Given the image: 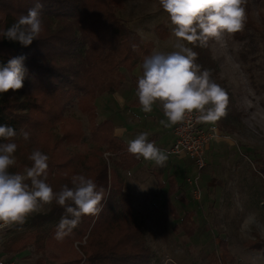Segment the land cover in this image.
<instances>
[{
  "label": "rangeland",
  "instance_id": "374dc122",
  "mask_svg": "<svg viewBox=\"0 0 264 264\" xmlns=\"http://www.w3.org/2000/svg\"><path fill=\"white\" fill-rule=\"evenodd\" d=\"M122 1L123 6L117 10V14L144 39L153 41L155 47L152 54L175 50L173 45L176 38L172 35V25L159 0ZM251 1V15L261 25L264 0ZM51 18L54 21L47 17L44 24L49 33L57 34L61 21L53 16ZM76 32L79 34V30ZM241 32L242 36H238ZM262 41L258 32L243 27L238 34L225 36L223 42L210 39L202 48V61L198 62L196 58V63L203 66L201 70H209L211 79L226 91L229 98L225 115L215 123H207L218 136L207 148L208 163L203 170H198L187 157L169 153L173 126L165 128L159 123L164 119L162 109L156 116L153 112L145 113L135 107L139 105L136 86L138 77L143 74L141 62L137 63L133 72L121 68L123 78L119 89L96 98L98 121L110 116L115 125L114 135L122 139L120 135L127 129L130 141L138 134L147 132L148 140L155 142L168 155L163 167L142 158L140 165L122 169L113 163L116 158L113 153L105 147L103 152L108 166L115 172L113 183L110 171L105 179L109 187L107 195L111 197L116 192L115 187L110 189L113 184L121 185V194L130 195L133 215L143 229L146 245L152 253L150 264H264L263 252L251 249L247 243L251 240L264 241ZM79 43L77 39L69 57L56 55L57 69L76 66L82 60L77 53L83 52L84 48L86 53L87 45ZM185 43L191 48V44ZM208 55L212 60L208 59ZM112 94L125 96L119 99L120 102L116 98L102 101L104 95ZM56 99H50V103H53L50 113L58 111V106H67L62 115L80 121L85 131L82 143L69 145V150L88 151L93 143L87 115L79 109L77 101L64 103L66 99L63 98L64 101L59 104ZM12 100L16 105V114L28 113V101L21 89L16 91ZM108 109H111L110 113ZM50 132L52 135L49 139L53 142L44 150L40 149L48 157L55 141L58 140L60 146L65 145L62 139L64 131L60 130L58 123L51 127ZM14 141L18 145L15 153L17 163L9 171L22 173L25 167H31L32 162L28 157L33 150L41 148L42 142L39 139V144L32 142L31 135L27 141L20 135ZM128 141L125 142L128 144ZM170 177L177 181V191L171 195L168 193ZM158 178L162 179L161 182ZM168 203L174 204L180 218H175L174 212L164 207ZM52 205H46L41 212L32 213L22 225L7 230L0 246L2 253L21 264H87L84 263L87 256H84L82 249L86 236H69L66 241L58 243L54 234L46 230L53 222L43 225L33 222V216L48 213ZM189 211L197 223L192 236H187L180 226L177 227L182 223L181 217ZM42 232L48 235L46 242L42 241ZM221 238L226 240V247L233 258L222 252ZM37 241L45 245L43 250H37Z\"/></svg>",
  "mask_w": 264,
  "mask_h": 264
},
{
  "label": "trees",
  "instance_id": "16d2710c",
  "mask_svg": "<svg viewBox=\"0 0 264 264\" xmlns=\"http://www.w3.org/2000/svg\"><path fill=\"white\" fill-rule=\"evenodd\" d=\"M36 2L37 0H0V30L10 27L19 15L26 14ZM39 2L43 5L41 10L43 20L49 17L54 21L51 18L53 16L61 21V25L57 34H53L49 33L44 24L41 37L27 47L19 42L0 38V68L6 66L10 58L23 54L27 56L25 67L28 70L21 89L28 101V113L25 115L15 113L16 105L12 99L16 91L0 93V125L14 127L18 133L16 137L19 136L21 129L28 131L32 136V142L39 144V139L42 142L39 150H44L45 146L53 142L49 139L52 135L51 127L58 123L60 130L64 131L62 139L65 145L60 146L58 140L54 142L48 160L46 182L54 192H58L64 185L72 186L71 178L74 175L84 174L93 179L97 184V190L104 189L102 210L98 216H83L78 226L58 243L66 241L69 236H86L82 249L84 256H87L84 262L87 264H150L152 253L146 245L143 229L133 215L130 195L121 194V185L117 184L110 188L115 187L116 192L114 191L111 197L107 195L109 187L105 179L110 171L113 183L115 172L104 159V147L116 156L113 163L122 169L135 167L141 158L137 159L130 154L127 151L128 144L114 135L115 125L111 119L98 121L95 100L100 94L119 89L123 78L121 68L133 72L138 62L143 65L144 59L152 54L155 45L153 41L144 39L117 14V10L123 6L122 0H39ZM243 7L246 14L244 27L258 32L263 40L264 51L263 14L262 24L258 25L251 15L252 1L246 0ZM76 30H79V34ZM242 34L241 32L238 36ZM77 39L80 40L79 44L87 45L86 53L85 48L83 50L85 55L82 51L77 53V57H82V60L77 62L76 66L57 69L56 55L69 57ZM203 47L199 42L196 45L191 44L192 50L197 53L198 62L202 61ZM208 59L212 60L209 55ZM52 97H57L56 102L59 104L64 101L63 98L66 99L64 103L77 101L79 109L87 115L90 140L93 143L88 151L69 150V145L82 143L85 131L80 121L62 115L63 109L67 106H58V111L53 110L50 113ZM13 139L12 141L0 139V143L13 142ZM168 181V193L171 195L177 191V181L173 177ZM164 207L174 212L175 218H180L174 204L168 203ZM63 213L64 209L53 202L48 213H37L32 220L40 222L41 225L53 222L49 223L52 226L46 230L55 235L56 225ZM181 221L177 227L180 226L187 236H192L197 227L192 213L186 212ZM41 237L43 242L48 239L45 233ZM38 242L35 243L37 250H43L45 245ZM247 243L251 249L261 250L264 254V241L251 240ZM220 246L226 256L233 258L224 238H221Z\"/></svg>",
  "mask_w": 264,
  "mask_h": 264
},
{
  "label": "clouds",
  "instance_id": "9594fccd",
  "mask_svg": "<svg viewBox=\"0 0 264 264\" xmlns=\"http://www.w3.org/2000/svg\"><path fill=\"white\" fill-rule=\"evenodd\" d=\"M245 3L246 0H159L172 25L175 50L154 52L144 59L143 74L136 86L143 112L150 113L158 105L164 116L159 123L165 128L184 123L193 115L199 123H215L225 115L228 94L211 79L209 70H201L196 63L197 53L185 42H199L203 47L210 39L223 42L225 36L241 31L246 21ZM42 8L37 0L10 27L0 30V38L25 47L31 45L44 31ZM26 59L23 54L12 57L0 68V93L22 89L28 71ZM17 135L14 127L0 125V139L12 141ZM19 135L25 141L30 138L23 129ZM148 136L142 132L128 141L127 151L137 159L142 157L163 167L168 155ZM17 147L15 142L0 143V223L22 225L29 215L55 202L64 209L54 235L59 241L78 226L83 216H98L104 189L97 190L93 179L77 174L71 178V187L64 185L54 192L46 182L49 157L40 150H33L28 157L31 167H25L22 173L9 171L17 163Z\"/></svg>",
  "mask_w": 264,
  "mask_h": 264
},
{
  "label": "built area",
  "instance_id": "2783aa9c",
  "mask_svg": "<svg viewBox=\"0 0 264 264\" xmlns=\"http://www.w3.org/2000/svg\"><path fill=\"white\" fill-rule=\"evenodd\" d=\"M174 140L169 146V153L175 156H186L193 162L198 170L205 169L207 161V148L211 140L217 135L212 129L206 126V123H199L193 115L184 123L174 125L172 128ZM13 225H4L0 223V246L3 235ZM0 264H21L16 259L2 253L0 248Z\"/></svg>",
  "mask_w": 264,
  "mask_h": 264
},
{
  "label": "crops",
  "instance_id": "0c3cea01",
  "mask_svg": "<svg viewBox=\"0 0 264 264\" xmlns=\"http://www.w3.org/2000/svg\"><path fill=\"white\" fill-rule=\"evenodd\" d=\"M107 94V93H106ZM124 96H125V94H123ZM122 94H120L118 97L117 96H115V95H104V97H103V100L102 101H105V99H108V98H111V99H113V98H116L118 101H119V99L120 98H124V96H123ZM120 102V101H119ZM135 107H139V109L140 110H142L141 109V107L140 106H135ZM110 108H111V106H110ZM138 109V108H137ZM138 109V110H139ZM159 109L161 110V108L159 107V106H154L153 107V113H155L154 115H156V116H158L159 115ZM111 110V109H110ZM110 110L108 109V112L110 113ZM107 112V113H108ZM106 118H108V119H111L112 120V118L110 117V116H107ZM206 126H208L207 125V123H206ZM209 127V126H208ZM173 128V127H172ZM210 128V127H209ZM216 130V129H215ZM127 129L125 130V131H123L122 132V135H120L121 136V138H122V140H124V141H128L129 140V138H128V136H127ZM217 133V132H216ZM216 136H218V134L216 135ZM173 140H174V136H173V132H172V140H171V144H172V142H173ZM213 141H214V138L211 140V143H210V145H212L213 144ZM127 143V142H126ZM170 144V145H171ZM175 156V155H174ZM177 157H182V156H177ZM183 157H186V156H183ZM208 158V157H207ZM188 159V158H187ZM141 161H142V157H141ZM141 161L138 163L139 165H140V163H141ZM207 161H208V159H207ZM137 164V165H138ZM136 165V166H137ZM159 179V181H161L162 179L161 178H158ZM168 184H169V181H168ZM162 187H164V186H162Z\"/></svg>",
  "mask_w": 264,
  "mask_h": 264
}]
</instances>
